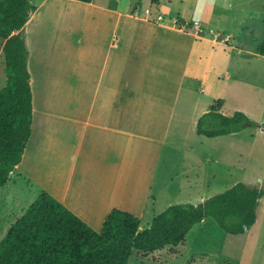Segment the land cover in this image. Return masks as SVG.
<instances>
[{
    "label": "rangeland",
    "instance_id": "obj_1",
    "mask_svg": "<svg viewBox=\"0 0 264 264\" xmlns=\"http://www.w3.org/2000/svg\"><path fill=\"white\" fill-rule=\"evenodd\" d=\"M178 16L207 22L205 40L190 55L200 59L190 61L183 91L171 100L143 90V59L132 42L133 35L141 42L151 39L145 23L165 25ZM251 28L256 32L247 31ZM263 34L264 0H31L22 37L31 53L33 136L0 193V241L43 191L84 214L94 229L102 226V211L118 208L139 217L144 230L171 205H198L237 183L264 189ZM3 45L0 38V49ZM6 81L1 54L0 88ZM96 89L100 98L105 90L121 89L122 105L136 107L123 113L136 122L129 121L133 133L123 134L117 149L121 187L101 186L98 176L108 171L104 160L82 157L66 129H55L52 139L39 130L41 123L50 125L52 111L73 119L70 105H82L84 93ZM218 100L224 101L223 114L242 111L261 127L199 136L196 120ZM93 143L98 153L101 142ZM258 212L259 221L244 235H229L206 219L184 243L151 254L134 251L130 264H264V198Z\"/></svg>",
    "mask_w": 264,
    "mask_h": 264
},
{
    "label": "trees",
    "instance_id": "obj_2",
    "mask_svg": "<svg viewBox=\"0 0 264 264\" xmlns=\"http://www.w3.org/2000/svg\"><path fill=\"white\" fill-rule=\"evenodd\" d=\"M30 9L31 0H0L7 77L0 88V193L22 162L32 137L30 51L22 37ZM259 54L264 56V39ZM223 107L224 101L218 100L198 119V135L212 139L261 127L242 111L223 114ZM263 198V188L237 183L201 204L169 206L147 229L140 230L136 215L112 209L96 230L43 191L0 241V264H130L134 251L151 254L184 243L189 232L206 219L215 221L229 235H243L259 221Z\"/></svg>",
    "mask_w": 264,
    "mask_h": 264
},
{
    "label": "crops",
    "instance_id": "obj_3",
    "mask_svg": "<svg viewBox=\"0 0 264 264\" xmlns=\"http://www.w3.org/2000/svg\"><path fill=\"white\" fill-rule=\"evenodd\" d=\"M199 17H200L199 19L189 20L186 18H182L181 16H178L174 20H169L170 23H166L165 25L159 22L158 23L147 22L145 23L146 26H149L151 28L150 29L151 39H146L145 42L142 41L144 44L140 41V39L135 38V36L133 35L134 40L132 44L134 45L135 53L139 55V58L143 59L142 61L144 66L143 69H145L142 72V79H141L143 90L150 91L154 95H159L163 98H167L171 100H173V97H176L177 95L182 93L184 88L183 87L184 79L185 77H187L186 75H188L189 65L192 64V62H194L195 58L200 59L199 56H195L192 58V56L190 55H192V51L196 47V45L201 44L198 41L202 42L205 40L204 27L207 20L202 16ZM177 21L183 23V25L198 23L199 26L201 27V31H202L201 35L198 36L195 33H191L183 28H180L181 26H179ZM255 30H256L255 28H251L248 29L247 31L251 33V32H256ZM221 31L223 32V30H219L216 33ZM226 37H228L227 34ZM185 38H189V41H187ZM220 42L223 43L224 45L226 44L223 41ZM141 44H143L142 48H140ZM213 44L218 45V42L214 41ZM146 49H148V51L146 52V54H144V51ZM174 51L183 54V57L179 58L174 56L176 55L174 54ZM1 54H2V49H0V56ZM30 58H31V53H30ZM29 63H30V59H29ZM150 63H151V68L149 66ZM117 67H118L117 69L118 74H120V72H122L120 59L117 60ZM193 82L194 83H191L193 86L198 84L197 79L193 80ZM105 92L107 93L104 95V97L100 98L101 96L98 89H96L95 91H91V93L88 90L86 93H84V95H86V102H83L82 105L71 104L69 110H67V111L71 110L70 112H72L73 114L72 116L73 119L71 118V116L62 117L61 114L58 113L59 110H57L56 112L52 111L53 113L51 112L50 114V125L48 124L46 126V124L44 125L41 123L39 125V130L41 133L44 134L45 137L48 138L50 137L52 139L51 136H53V132L55 131V129L57 128L66 129V133L67 135H70V139L77 142L73 144L71 143V145L74 147L77 144L76 146L78 147L77 148L74 147L75 150L81 148L83 152L82 157H88L92 160L97 158L104 160L103 165L108 167V171L107 172L102 171L98 176V182H101V186L121 187L120 163L122 161V156L118 154L117 149L118 146L120 145L121 142L120 138L122 137V135L125 134L126 136H128L131 133H133L132 130H127L131 128L130 122H136V120L131 119L132 117L130 116L127 117L123 113L127 111L130 112L132 111L133 108L136 107L132 105L129 106L122 105L121 89H118L117 91L115 89H113V91L105 90ZM33 104H34V96H33ZM195 117L193 119H195ZM33 118H34V113H33ZM63 118H66L64 122L59 121V119H63ZM198 119L196 120V130H197ZM33 124H34V120H33ZM123 128H125L129 133L123 132L124 131ZM32 136H33V126H32ZM93 141L101 142L100 148H97L99 150L98 153L95 151ZM83 181L84 180L80 181V183ZM105 199L109 200L110 197L106 196ZM112 206L114 207L116 206V204H113ZM112 209H118V208H111L101 212L100 216L102 217V224L105 215ZM70 210L73 211L77 216H79L83 221L85 220L84 222H87L86 216L84 214L83 216L82 214L76 212L75 209L74 210L70 209Z\"/></svg>",
    "mask_w": 264,
    "mask_h": 264
},
{
    "label": "built area",
    "instance_id": "obj_4",
    "mask_svg": "<svg viewBox=\"0 0 264 264\" xmlns=\"http://www.w3.org/2000/svg\"><path fill=\"white\" fill-rule=\"evenodd\" d=\"M146 13H147V14H150V11L147 10ZM158 20H159V21H160V20H161V21L163 20L162 15H160V16L158 17ZM178 24H179V26H181L180 28H183V29L187 30L188 32L195 33V34H197L198 36L201 35V32H202V31H201V27L199 26L198 23H192V24H186V25H183V23H180V22L178 21Z\"/></svg>",
    "mask_w": 264,
    "mask_h": 264
},
{
    "label": "flooded vegetation",
    "instance_id": "obj_5",
    "mask_svg": "<svg viewBox=\"0 0 264 264\" xmlns=\"http://www.w3.org/2000/svg\"><path fill=\"white\" fill-rule=\"evenodd\" d=\"M253 33H254V32H253ZM252 37H253L254 39L258 40V37H257L256 33H255L254 35H252L251 38H252ZM256 40H255L254 42H256Z\"/></svg>",
    "mask_w": 264,
    "mask_h": 264
},
{
    "label": "water",
    "instance_id": "obj_6",
    "mask_svg": "<svg viewBox=\"0 0 264 264\" xmlns=\"http://www.w3.org/2000/svg\"><path fill=\"white\" fill-rule=\"evenodd\" d=\"M9 40H6V42H8Z\"/></svg>",
    "mask_w": 264,
    "mask_h": 264
}]
</instances>
